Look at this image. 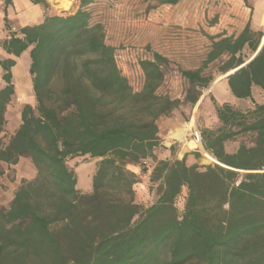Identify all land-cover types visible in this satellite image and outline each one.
I'll use <instances>...</instances> for the list:
<instances>
[{"label":"trees","instance_id":"obj_1","mask_svg":"<svg viewBox=\"0 0 264 264\" xmlns=\"http://www.w3.org/2000/svg\"><path fill=\"white\" fill-rule=\"evenodd\" d=\"M94 1L79 0L74 12L47 15L2 42L14 56L28 50L36 102L22 106L0 160L15 164L27 156L37 175L0 207V264H264V99L252 93L253 86L264 91V41L252 57L263 30L248 22L237 36L213 37L200 66L178 68L187 81L181 101L160 91L169 60L148 45V56L137 61L142 85L132 88L102 24L90 21L85 6ZM178 1L154 0L147 8ZM51 3L67 11L76 6V0ZM222 56L218 70H232L226 75L232 94L251 105L210 95L215 124L199 132L215 162L188 164L186 153L156 160L149 175L153 201L136 203L137 177L126 165L153 156L157 118L182 102L195 104L212 81L204 69ZM14 63L0 59V127L14 93ZM83 155L101 158L90 192L76 188L67 164Z\"/></svg>","mask_w":264,"mask_h":264},{"label":"rangeland","instance_id":"obj_2","mask_svg":"<svg viewBox=\"0 0 264 264\" xmlns=\"http://www.w3.org/2000/svg\"><path fill=\"white\" fill-rule=\"evenodd\" d=\"M152 3L154 0H95L85 6V9L90 13L91 23L102 24L105 42L117 49L119 65L125 73L129 74L128 81L134 90L140 89L143 82V75L137 61L139 58L148 56V51L145 50L148 45L151 50L161 53L169 60V64L163 68L166 81L160 91L182 101L187 81L180 75L178 68L200 66L211 47L213 37L234 34V31L232 33L230 30L235 29L240 15L228 7L243 9L245 6H250L252 0H179L176 4H160L148 9L147 6ZM78 4L79 0H76V6L71 11L58 9L52 4V15L72 13ZM252 28L264 32L262 23L258 25V29L255 26ZM22 58L18 67L20 72L27 67L29 55H23ZM223 59L225 56L209 63L204 69V73L211 76L212 81L207 88L201 89V95L195 104L182 102L171 113L157 118L160 145L153 149V156L141 160L138 164L126 165V168L133 171L137 177V181L132 185L133 199L136 203L144 206L153 201V195L149 191V175L156 160L181 158L186 153L185 159L188 164L196 162L199 165H205L215 162L206 154L202 144L195 145L191 138V131L194 128L199 130L201 126L215 124L210 95L220 102L221 98L214 85L224 74L218 70ZM20 78L21 75L14 78L18 89L22 82ZM29 79L31 80L30 74L26 75V80ZM24 91L23 94L20 93L11 98L6 124L0 133V147L8 142L19 127L22 106L25 103L35 105L32 85L30 88L26 87ZM253 98L255 101H261L264 98V92L259 88L254 89ZM234 103L245 107L251 105L252 101L235 100ZM187 125L189 129L184 131ZM241 140H247V136H242ZM238 141L231 142L228 147L235 148ZM100 159V157L83 155L67 160L68 166L75 171L76 188L80 192L92 190V176ZM36 175V168L27 156L19 157L15 164L0 160V207L8 206L18 188L33 180ZM184 196L185 190L176 202L179 209L182 208Z\"/></svg>","mask_w":264,"mask_h":264},{"label":"crops","instance_id":"obj_3","mask_svg":"<svg viewBox=\"0 0 264 264\" xmlns=\"http://www.w3.org/2000/svg\"><path fill=\"white\" fill-rule=\"evenodd\" d=\"M78 7L79 4L77 8ZM228 8L238 12L240 15V17L237 19L235 29L232 31L230 30V32L232 33L234 31L233 34L234 36H237L248 22L250 23L251 28L255 26L256 29H258L257 27L258 25H260V23L264 25V0H252L250 6H245L243 7V9L237 10L235 7H228ZM47 15H52V4L49 0H43L38 2H34L32 0H11L10 2H6V0H0V59L12 58L15 61L14 65L11 67V74H12L11 82L14 85V93L12 97L17 94L19 95L20 93L23 94V92H25L24 90H26V87L30 88V85H32L30 79L26 80V75L29 74L28 73L29 61L27 62V67L24 70H21L20 72V70L18 69L20 63L22 62L23 55H27L28 50L23 51L20 56H14L8 54L3 49L2 42L9 37L10 33L20 35L19 29L21 27L25 25L40 23ZM223 36L224 35L221 34L216 38ZM231 71L232 70L228 72ZM228 72L224 73L218 79V81H216L214 88L218 91V94L221 98L220 102L228 101L234 103V101L237 100V98L232 94L228 86L226 79V75L229 74ZM2 74H3V70L0 67V88H2L5 85V81L2 78ZM19 75H21L20 79H22V82H21V87L18 89L15 86L14 78L15 76H19ZM256 88L259 87L258 86L252 87V93ZM10 102L11 99L6 104L4 110V116H3L4 121L0 127V133L3 131V128L6 124L5 121L7 120V113L9 110Z\"/></svg>","mask_w":264,"mask_h":264},{"label":"built area","instance_id":"obj_4","mask_svg":"<svg viewBox=\"0 0 264 264\" xmlns=\"http://www.w3.org/2000/svg\"><path fill=\"white\" fill-rule=\"evenodd\" d=\"M12 34L13 33H10L8 38H10ZM191 138H192V141L195 143V145L201 144L200 132L197 128H194L193 131H191Z\"/></svg>","mask_w":264,"mask_h":264},{"label":"water","instance_id":"obj_5","mask_svg":"<svg viewBox=\"0 0 264 264\" xmlns=\"http://www.w3.org/2000/svg\"><path fill=\"white\" fill-rule=\"evenodd\" d=\"M263 41H264V36H263V38H262V40H261V42H260V44H259V46H258V48H257V50L254 52V54L252 55V57L259 51V49L261 48V46H262V44H263ZM251 57V58H252ZM250 58V59H251ZM228 73H230V72H228Z\"/></svg>","mask_w":264,"mask_h":264},{"label":"bare ground","instance_id":"obj_6","mask_svg":"<svg viewBox=\"0 0 264 264\" xmlns=\"http://www.w3.org/2000/svg\"><path fill=\"white\" fill-rule=\"evenodd\" d=\"M192 124V123H191ZM189 129L188 125L185 127L184 131H187ZM184 131H183V135H184ZM183 138V136H182ZM210 158L214 159L213 157H211L208 153H206ZM215 160V159H214Z\"/></svg>","mask_w":264,"mask_h":264}]
</instances>
